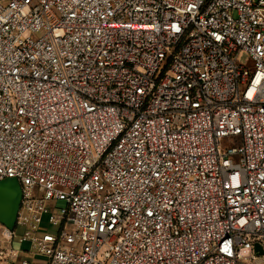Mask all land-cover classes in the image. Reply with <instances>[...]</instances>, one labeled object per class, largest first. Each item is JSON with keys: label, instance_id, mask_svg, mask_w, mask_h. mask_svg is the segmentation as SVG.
<instances>
[{"label": "built area", "instance_id": "built-area-1", "mask_svg": "<svg viewBox=\"0 0 264 264\" xmlns=\"http://www.w3.org/2000/svg\"><path fill=\"white\" fill-rule=\"evenodd\" d=\"M4 178L1 262L264 264V0H0Z\"/></svg>", "mask_w": 264, "mask_h": 264}, {"label": "water", "instance_id": "water-1", "mask_svg": "<svg viewBox=\"0 0 264 264\" xmlns=\"http://www.w3.org/2000/svg\"><path fill=\"white\" fill-rule=\"evenodd\" d=\"M21 198V185L16 178L0 180V224L10 230L16 227ZM257 249H259L258 246Z\"/></svg>", "mask_w": 264, "mask_h": 264}, {"label": "crops", "instance_id": "crops-1", "mask_svg": "<svg viewBox=\"0 0 264 264\" xmlns=\"http://www.w3.org/2000/svg\"><path fill=\"white\" fill-rule=\"evenodd\" d=\"M11 246L15 255L7 258L6 261H0V264H21L22 262L47 264L45 257L37 255L31 250L29 241L20 242L15 236L11 241Z\"/></svg>", "mask_w": 264, "mask_h": 264}, {"label": "rangeland", "instance_id": "rangeland-1", "mask_svg": "<svg viewBox=\"0 0 264 264\" xmlns=\"http://www.w3.org/2000/svg\"><path fill=\"white\" fill-rule=\"evenodd\" d=\"M238 60L240 61V63L242 65H245L249 70H252V67H253L252 62H251V60H249V58L247 57L246 54H244V53L240 54ZM235 140H236V138L224 139L222 142V147L228 148L230 146H234L236 143ZM63 205H64V203L62 201H59L57 203V206H63ZM21 232H22V229L18 228L17 233L20 234Z\"/></svg>", "mask_w": 264, "mask_h": 264}]
</instances>
